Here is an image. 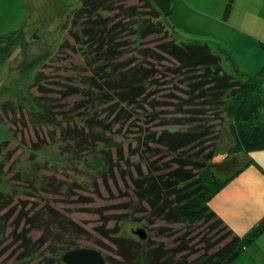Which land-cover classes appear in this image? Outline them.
<instances>
[{
    "label": "trees",
    "instance_id": "16d2710c",
    "mask_svg": "<svg viewBox=\"0 0 264 264\" xmlns=\"http://www.w3.org/2000/svg\"><path fill=\"white\" fill-rule=\"evenodd\" d=\"M126 1L80 0L79 7L67 15L62 29L67 30L68 38L61 41L51 59H57L65 49L80 55L84 73L74 75L77 85L68 83L70 78L66 77V83L58 82L60 87L52 86L57 90L45 88V78L38 71L31 86H37L43 95L34 96L30 105L3 103L0 111L10 116L13 126L21 120L24 128L31 125L35 131H48L46 137L37 135L28 148L19 142L23 149L34 154L46 142L54 141L63 153L70 155L94 150L100 143H114L110 136L112 128L135 124L143 112L142 117L149 123L135 125L139 131L133 139L134 145H128V157L123 156L122 143H117L115 156L102 151L107 170L114 171L119 163L131 166L130 158L134 154L144 155L146 172L141 170L140 163L134 164L135 176L133 170L125 171L136 193L146 197L150 211L186 226L212 222L210 229L218 227L225 243L210 254L207 252L213 245L209 243L201 257H193L194 250L182 237L181 245L165 250L158 245L147 247L140 241L134 243L118 237L114 231L108 236L117 246L119 264H141L140 258H145L143 264H229L264 231V216L238 237L209 208L208 202L241 171L235 154L264 149L261 89L264 63L256 74H245L217 46L175 34L166 22L171 0H137L138 4L124 5ZM231 3L228 0L224 18ZM150 36L156 42L143 44ZM259 45L264 52V42ZM160 68L165 69L168 81L157 77ZM161 84H165L161 89L166 92L164 100L156 96L160 91L156 87ZM72 95L77 99L69 109L57 113L55 108L62 105L60 100ZM58 97L61 99L57 100ZM101 107L106 116L98 114ZM76 117L82 121H75ZM224 118L228 121L230 138L228 154L234 157L225 163L208 164L215 156L212 145L203 160L199 153L205 150V143L211 144L216 139L214 129ZM151 119L158 124L149 125ZM56 130L58 137L54 136ZM11 142L15 141L1 142L0 149ZM184 150L196 152L185 155L181 153ZM155 153L171 157L158 166L157 158L150 159ZM118 167L125 172L122 165ZM10 169L11 165L5 170L4 163L0 164V176L9 174ZM157 169L165 171L156 175ZM43 200L42 204L28 205L16 191L0 190L1 229L7 232L6 239L3 242L0 239L2 244H7L2 248L0 243V258L4 255L9 258V238L15 244L11 250L14 262L40 257L46 264H68L62 257L78 250H91L104 256L95 248L79 245L77 240L89 235L87 230L49 205V200ZM32 231L36 234L34 239L29 237ZM184 250L187 253L182 258L175 257Z\"/></svg>",
    "mask_w": 264,
    "mask_h": 264
},
{
    "label": "rangeland",
    "instance_id": "374dc122",
    "mask_svg": "<svg viewBox=\"0 0 264 264\" xmlns=\"http://www.w3.org/2000/svg\"><path fill=\"white\" fill-rule=\"evenodd\" d=\"M138 3L137 0H127L124 5ZM79 4L80 0H0V108L6 102H12L14 105H30L34 96H42L43 93L37 86H31L38 71H41L45 78L43 83L45 88L57 90L52 86L56 84V87H60L58 82L66 83L67 80H64L66 77L70 78L68 83L77 85V77L74 75H79L78 72L83 66L80 55L71 54L65 49V52L63 51L57 59L51 58L55 56L61 41L68 38L65 33L67 30L63 32L62 25L70 10L79 7ZM153 42L155 43L156 39L150 36L143 44L153 45ZM160 70L162 71L157 77H160V81H168L169 77L164 73L165 69L160 68ZM167 85L171 84L167 83ZM163 86L161 84L156 87L160 89L156 93L157 97H161L160 100H164L162 97L166 93L161 90L164 89ZM154 88L155 86L152 87ZM69 97L60 100L59 103L62 105L58 106V109L55 108L57 113L69 109L73 101L77 99L73 95ZM59 99L61 98L58 97L57 100ZM98 111L102 117L106 116V111H103L102 107ZM141 113L143 115V112ZM142 115L139 121H134L133 125L126 124L122 128L115 125L110 132L114 143L110 145L100 143L94 150L70 155L62 152L58 142L52 141L46 142L36 153L31 154L18 143L23 142L28 148L36 141L37 135L40 138L46 137L49 135L48 131L41 129L35 131L31 125L24 128L21 120L13 126L11 119L9 120L10 116L0 111V143L15 141L0 149V164L4 163L5 170L11 165L9 174L0 176V190L16 191L17 196L28 202V205L38 202L42 204L43 199L49 200V205L65 213L87 230L89 235L77 240L78 244L101 251L104 255V264H119L120 259L116 254L117 246L108 236L114 231L118 237L135 241L134 243L140 241L147 247L158 245L165 250L181 245L182 237L194 250L193 257H201L209 243L213 246L207 253L216 252L225 243V239L221 240V233L217 231L218 227L210 229L212 222L191 226L172 223V220L169 222L161 214L155 215L150 211L152 209L146 197L140 192L136 193L137 190L130 182L125 169H131V172L133 170L135 176L134 164L140 163L141 170L146 172L145 161L147 160L142 159L144 155L134 154L130 158L133 164L131 166L117 162L118 166H123L122 170L125 172H122L118 166L112 172L107 170L104 162L106 155L102 151L115 156L117 143H122L123 156L128 157V145L129 143L134 145L133 139L139 131V127L135 125L149 123ZM75 121L82 120L76 117ZM227 122L225 118L221 121L213 132L217 134L216 139H213L211 144L205 143V150L199 153V158L203 160V155L211 149L212 145L215 156L207 162L208 164L225 163L234 157L228 154L227 150L230 145ZM156 124L158 122L154 119L149 125ZM58 135L59 130H56L54 136L58 137ZM195 152L196 150L181 151L185 155ZM170 157L155 153L150 156V159L157 158L159 166ZM235 157L236 165H240L242 158L236 155ZM164 171L157 169L155 174L159 175ZM23 189L26 191L24 192ZM14 203L15 200L12 201V204ZM1 226L0 223V239L3 242L7 232L1 229ZM140 231L144 233V237H140L138 234ZM35 236L33 231L29 233L30 238L34 239ZM216 240L219 241L218 244L213 242ZM2 242H0L2 248L6 247L7 244ZM7 242L11 245L10 247L8 243L9 258L6 255L2 256L0 264H46L47 261L40 257L14 262V253L11 254V250L15 244L10 238ZM185 253H187L186 250L178 252L175 257L182 258ZM140 259L141 264L146 261L145 258Z\"/></svg>",
    "mask_w": 264,
    "mask_h": 264
},
{
    "label": "crops",
    "instance_id": "0c3cea01",
    "mask_svg": "<svg viewBox=\"0 0 264 264\" xmlns=\"http://www.w3.org/2000/svg\"><path fill=\"white\" fill-rule=\"evenodd\" d=\"M171 0L167 24L178 36L208 41L230 57L237 69L254 75L263 66L264 0ZM264 114V76L261 79ZM241 171L208 202L209 208L238 237L264 216V149L235 154ZM229 264H264V231L244 246Z\"/></svg>",
    "mask_w": 264,
    "mask_h": 264
},
{
    "label": "water",
    "instance_id": "95a60500",
    "mask_svg": "<svg viewBox=\"0 0 264 264\" xmlns=\"http://www.w3.org/2000/svg\"><path fill=\"white\" fill-rule=\"evenodd\" d=\"M140 237H144L143 232L138 233ZM63 261L68 264H104L101 254L91 250H78L66 253L62 257Z\"/></svg>",
    "mask_w": 264,
    "mask_h": 264
}]
</instances>
